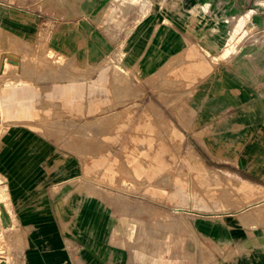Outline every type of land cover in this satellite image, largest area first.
Listing matches in <instances>:
<instances>
[{"label": "crops", "instance_id": "crops-1", "mask_svg": "<svg viewBox=\"0 0 264 264\" xmlns=\"http://www.w3.org/2000/svg\"><path fill=\"white\" fill-rule=\"evenodd\" d=\"M22 2L0 0V55L10 39L48 30L50 52L66 63L39 84L50 86L51 116L0 136L1 203L24 236L16 264H264V6L54 0L42 12ZM118 8L126 14L115 24ZM250 11L260 30L252 44L239 36ZM1 57L0 104L22 82L19 57L13 70ZM108 58L122 74L109 62L97 70L103 95L90 114L88 67ZM118 77L126 102L116 99ZM90 131L99 141L91 158ZM151 207L169 228L138 225L154 219Z\"/></svg>", "mask_w": 264, "mask_h": 264}, {"label": "rangeland", "instance_id": "rangeland-1", "mask_svg": "<svg viewBox=\"0 0 264 264\" xmlns=\"http://www.w3.org/2000/svg\"><path fill=\"white\" fill-rule=\"evenodd\" d=\"M11 2L16 3L17 0H9ZM54 0H23V4L32 9V10H42L44 12V6L53 5ZM53 2V3H52ZM137 4H143L144 0H137ZM260 2V4H258ZM254 0L252 2L254 5H262L264 6V0ZM58 4V3H57ZM126 11H124L121 8H118V12L115 13V16L113 18H110V21L115 24H120L123 22V19L125 17ZM112 15V14H111ZM254 15H256V12H249L248 16L246 17V23L244 26H246L244 29H239V36H242L243 40H247L249 44L255 43L259 41V37L257 35L258 30L256 27V24H254L252 21L255 19L253 18ZM106 21H109L106 20ZM248 23V24H247ZM241 21L238 22V26H241ZM237 28H235L233 31H235ZM236 32V31H235ZM38 38L36 40H32L29 43H24L21 45L18 44L16 39H10L9 44L7 45L8 51L5 53H8L11 56H8V62L5 63L6 70H13L16 69V65H14L11 60L16 58V55L19 57V61H21L22 67L19 65L18 67V74L15 77V84H17L20 80L21 86L17 84L16 89V96L15 98H12L9 101H2L0 104V121H2L3 128L0 130V136L3 133V131L6 129V127L11 126L13 124L24 122V120H30L31 119H41L44 120L45 118H48L51 116V114L48 111V103L45 100V95L49 93L50 86L48 84H44L43 88H40V82L41 81H50L57 79L54 75L51 76V73L55 74L56 70L61 68L63 64L66 63V60H64L61 57H58L56 53H51L52 47H49L48 38H49V32L48 30H43L42 34L37 36ZM262 41V40H261ZM264 41V40H263ZM230 47V46H229ZM232 47V46H231ZM232 48H236V46H233ZM10 50V51H9ZM1 51V46H0ZM53 51V50H52ZM231 52L230 49H225L223 51L222 57L225 58L228 56V54ZM4 61V60H3ZM2 61V62H3ZM110 63L111 70H114V74H117L118 76L122 74L121 69L117 64H114L111 60L106 59L105 62H102L101 64H90L88 67L89 71V111L90 114L95 113L98 111V100L99 98H102V91L97 83V70H102L104 67V63ZM164 71V73H166ZM75 73V72H74ZM165 76V74H164ZM167 77V76H166ZM169 78L171 79L172 76L169 75ZM20 79V80H19ZM75 79V78H74ZM115 89H118V93L116 94L117 102H126L129 99V95L124 90L126 81L123 79L116 78L115 79ZM19 87V88H18ZM123 88V89H122ZM34 101H35V107L34 108ZM19 102V103H18ZM28 104V107L25 108H11L10 106L16 105V104ZM100 110V109H99ZM135 110L132 108L124 110L121 116L130 115V113H134ZM96 131H90L89 132V144H90V156L91 158L93 154L96 151V148H94L99 141L96 139ZM128 143L127 141L124 142ZM92 146V147H91ZM94 146V147H93ZM93 152V153H91ZM119 152L120 157L119 159V165H118V171H120V182L124 184V186L127 185V183L130 180H133V177L130 176L129 173V160L127 156H122ZM167 181V178H166ZM0 182L2 183V178L0 175ZM0 183V184H1ZM2 184L0 185V189H3ZM124 191H130L129 188L123 187L121 188ZM174 207V206H171ZM153 209V207H151ZM150 213V211L148 212ZM155 213L159 215L160 211L153 209L152 214L154 219L151 222H144L139 221L138 225L144 227L145 224L150 225L149 228L153 229L155 231L162 230V228H169V225L164 226L162 224L161 220L155 219ZM15 227L4 229L2 225L0 224V264H16L20 260V248L22 246L23 239V231L19 229V227L16 224V221H14ZM164 223V222H163ZM169 224H171V221H168ZM14 230V231H13ZM13 231V232H12ZM8 232V233H7ZM10 232V233H9ZM134 240V237L132 238ZM149 239L153 241L155 248L156 241L160 240V237H156L155 235L150 236ZM6 260V262H5Z\"/></svg>", "mask_w": 264, "mask_h": 264}, {"label": "bare ground", "instance_id": "bare-ground-1", "mask_svg": "<svg viewBox=\"0 0 264 264\" xmlns=\"http://www.w3.org/2000/svg\"><path fill=\"white\" fill-rule=\"evenodd\" d=\"M132 1H137V0H132ZM221 26H223V25H221ZM221 31L222 32H225L226 31V29H224V26L223 27H221ZM0 56H2V57H4V56H7V58H8V56H11V55H9L8 53H3L2 55H0ZM1 57V58H2ZM15 59H18V56L16 55V58ZM7 60V59H6ZM4 79V78H3ZM2 80V79H1ZM5 81V80H4ZM1 83H3V82H1ZM1 183V182H0ZM2 184V183H1ZM0 184V185H1ZM2 187V186H1ZM2 191H3V189H0V203H1V199H2ZM5 209H6V212H8L9 210H8V208H7V206H5ZM12 221H13V219H12ZM10 222L9 224L7 223L6 225H4L3 224V222H2V211H1V208H0V224L2 225V227L6 230V229H8V228H13V227H15V223L14 222ZM12 230V229H11ZM14 231V230H13ZM12 231V232H13ZM8 233V232H7ZM10 233V232H9ZM1 264H3V263H1Z\"/></svg>", "mask_w": 264, "mask_h": 264}, {"label": "water", "instance_id": "water-1", "mask_svg": "<svg viewBox=\"0 0 264 264\" xmlns=\"http://www.w3.org/2000/svg\"><path fill=\"white\" fill-rule=\"evenodd\" d=\"M0 208L2 211V222L4 225L7 223L9 224L11 222V219L9 217V214H7L4 204L0 203Z\"/></svg>", "mask_w": 264, "mask_h": 264}]
</instances>
